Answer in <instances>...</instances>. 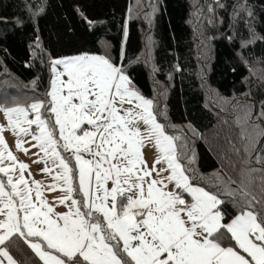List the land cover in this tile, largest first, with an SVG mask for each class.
<instances>
[{
  "label": "snow or ice",
  "instance_id": "obj_1",
  "mask_svg": "<svg viewBox=\"0 0 264 264\" xmlns=\"http://www.w3.org/2000/svg\"><path fill=\"white\" fill-rule=\"evenodd\" d=\"M49 68L44 98L0 104L7 120L0 125V264H18L7 249L14 237L42 264H264V152L252 136L264 135L257 123L264 106L255 119L246 113L237 121L244 171L259 174L258 184L238 192L221 181L209 191L194 183L193 157L160 122L165 114L109 56L50 58ZM4 131L25 154L23 145L36 142L43 156L33 162L45 165L51 183L30 171L25 177L29 165L7 147ZM149 144L158 153L151 166ZM57 188L63 194L49 203L43 191ZM224 196L237 208L231 217ZM55 203L67 211L56 212Z\"/></svg>",
  "mask_w": 264,
  "mask_h": 264
},
{
  "label": "trees",
  "instance_id": "obj_2",
  "mask_svg": "<svg viewBox=\"0 0 264 264\" xmlns=\"http://www.w3.org/2000/svg\"><path fill=\"white\" fill-rule=\"evenodd\" d=\"M198 1L0 0V101L20 92L44 98L50 58L106 55L165 114L160 122L193 157L194 183L215 191L222 181L238 192L258 184L259 174L244 171L237 121L246 113L255 119L264 106V77L251 76L264 68V0ZM201 85L224 100L249 96L256 108L224 116L207 105ZM256 145L264 152V135ZM223 199L228 217L235 215ZM7 249L18 264H42L23 239Z\"/></svg>",
  "mask_w": 264,
  "mask_h": 264
},
{
  "label": "rangeland",
  "instance_id": "obj_3",
  "mask_svg": "<svg viewBox=\"0 0 264 264\" xmlns=\"http://www.w3.org/2000/svg\"><path fill=\"white\" fill-rule=\"evenodd\" d=\"M198 2L199 3L196 6H203L205 4L204 1H203L204 4L201 3V1H198ZM143 57L146 58L147 54L145 53ZM251 76L255 79V82L257 80H262V78L264 77V68H261V67L254 68L252 70ZM201 89L203 90L204 95L206 96L207 105L210 108H220L224 116L234 114L237 108H256V102L254 100L253 102H251L249 96H246V98L243 96L241 99L224 100L220 98L218 95L211 92V90L204 85H201ZM13 90H16V89H13ZM18 92L19 91L16 90V93ZM35 98L37 97H31L29 94L25 92H20L19 96L15 94V97H12L11 95L8 97H5L4 99L0 101V104H3L6 107H12L16 105L26 106L30 104L31 102H33ZM30 118H31V115H30ZM6 124H7L6 117L3 111H0V125H6ZM263 127H264V122H263ZM33 128H35V125H33ZM141 130L143 131V128ZM2 135H3L4 140L7 143V147L13 152L14 155L17 156L18 160L29 165V169L25 170V173H24L26 178H29L28 174L30 171L32 174L31 176L32 179H35L37 181H43L45 184L51 183V177H49L48 175L40 171V169L44 167L45 165L43 163L37 164L33 162L34 160H37L39 158L37 155H35L36 153H39V156H43V153L40 152L39 148L32 147V144L36 143L35 141H31V143H26L23 145L24 148L29 149L28 153L25 154L23 151H18L16 149V146H15L16 137L10 131H4ZM252 135H254L253 139L256 141V144H257L259 135H256L254 131H252ZM20 139L31 140V137L21 136ZM157 154H158L157 150L154 147H152V145L150 144L144 148V156L149 166L152 165ZM6 163H9V162L6 161ZM49 167H51V164H49ZM42 194L49 203H54V198L61 196L63 193L59 190V188H57L56 191H46L45 190L43 191ZM55 211L65 212L67 211V208L64 205L55 203Z\"/></svg>",
  "mask_w": 264,
  "mask_h": 264
},
{
  "label": "built area",
  "instance_id": "obj_4",
  "mask_svg": "<svg viewBox=\"0 0 264 264\" xmlns=\"http://www.w3.org/2000/svg\"><path fill=\"white\" fill-rule=\"evenodd\" d=\"M205 4H209L210 0H204Z\"/></svg>",
  "mask_w": 264,
  "mask_h": 264
},
{
  "label": "crops",
  "instance_id": "obj_5",
  "mask_svg": "<svg viewBox=\"0 0 264 264\" xmlns=\"http://www.w3.org/2000/svg\"><path fill=\"white\" fill-rule=\"evenodd\" d=\"M0 259H3V258H2V257H0ZM4 264H7V260H6V259L4 260Z\"/></svg>",
  "mask_w": 264,
  "mask_h": 264
}]
</instances>
